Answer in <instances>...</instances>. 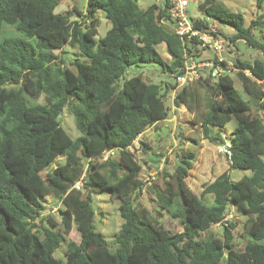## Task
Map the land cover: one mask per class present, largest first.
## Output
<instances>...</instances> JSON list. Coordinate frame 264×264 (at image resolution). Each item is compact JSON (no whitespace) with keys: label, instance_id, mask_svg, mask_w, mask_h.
<instances>
[{"label":"trees","instance_id":"obj_1","mask_svg":"<svg viewBox=\"0 0 264 264\" xmlns=\"http://www.w3.org/2000/svg\"><path fill=\"white\" fill-rule=\"evenodd\" d=\"M61 1L0 0V29L8 26L19 35L0 42V264H264V58L236 59L235 77L224 62L228 72L218 80L200 77L176 89L172 101L188 110L203 139L229 143L230 170L250 175L233 181L223 172L197 195L187 183L195 151L180 148L171 173L160 172L161 187H148L158 206L153 215L138 202L145 185L142 165L129 147L169 118L166 102L176 85L140 76L120 79L140 64H157L171 76L180 73L185 51L193 59L204 53L167 27V9L155 4L86 0L83 11L73 6L56 14ZM262 2L257 0L258 8ZM198 7L206 16L193 20L198 28L206 30L209 20L226 24L233 34L218 31L221 37L264 54V35L254 33L262 32L264 12L245 26L242 13L229 11L220 0H204ZM98 12L110 28L95 40ZM161 44L169 62L156 49ZM65 47L76 48L90 63L74 57L73 69L64 66L55 52ZM41 95L44 104L35 102ZM65 109L80 134L75 139L61 125ZM231 121L235 127L228 131ZM213 129L225 137L211 135ZM191 142L199 145L197 139ZM110 150L115 156L103 160ZM94 193L119 202L123 223L110 242L94 226ZM49 196L57 202V218L46 211ZM230 210L244 217L242 251L233 242L236 220L223 221ZM163 213L182 230L171 233L160 222ZM214 225L221 226L220 236L211 231ZM74 228L78 241L70 238ZM62 244L64 259L55 258Z\"/></svg>","mask_w":264,"mask_h":264},{"label":"rangeland","instance_id":"obj_2","mask_svg":"<svg viewBox=\"0 0 264 264\" xmlns=\"http://www.w3.org/2000/svg\"><path fill=\"white\" fill-rule=\"evenodd\" d=\"M151 1L155 2V0H147V3ZM185 1L187 5V12L192 20L206 19L205 14L202 13L198 7V4L204 0ZM85 2L86 0H62L57 5L54 12L56 14H63L69 11L73 6H76L80 11H83ZM256 2L257 0H220V3H222V5H224L229 11L242 13L245 26L249 25L251 20H254L256 15H261L264 12V0L261 8L257 7ZM147 5L149 4L142 3L141 7L146 8ZM262 22V32H254L256 36L261 38L264 35V19ZM165 25L168 28H171L169 23H166ZM209 25L214 27L217 31L223 33L225 36H231V34H233V29L226 24L209 20ZM109 28L110 24L106 21L103 14L98 12L97 35L95 36V40L102 38ZM17 36H19L18 33L8 26H3L0 29V42L4 38ZM32 43L34 42L32 41ZM156 49L165 61H170V56L168 55L164 44L158 45ZM55 53L64 58V66H68L71 69L73 68L69 65V60L74 57L78 58L81 62L90 63L88 58L81 56L80 54L77 55L78 50L76 48L65 47L63 50L56 51ZM204 56L206 57L210 55L205 53L202 57L204 58ZM222 57L223 61L227 64L229 74L232 77H235L236 70L234 69V64L236 59L251 63L253 60H262L264 58V54L255 49L248 48L242 41L236 42L235 45L228 41L224 47ZM135 76H140L145 82L155 84H175L173 78L167 73H162L161 67L157 64H140L138 67L131 66L127 68L124 75L120 79V83H122L123 80L130 79ZM235 86L238 90L241 89L237 80L235 82ZM35 102L44 104L45 99L43 95H41ZM166 104L170 107L169 118L158 123L154 127L149 128L141 135V137H139V141L143 142V144L146 145V148H143L142 150L139 146L140 143L138 144L136 142L137 148L132 151L135 160L140 162L142 165L141 178L145 184L138 202L143 207L150 210L153 215H155V210H158V206L155 201L154 192L149 190L148 187H161L162 177L160 176V172L162 170H166L167 173H171L172 168L176 165L177 158L175 155L180 152V148L195 151L196 159L193 162V169L190 171L187 183L192 192L197 195L200 194L203 184L210 183L215 177L223 172H228L233 181H237L244 175H250V171L248 170L229 169L228 161L225 155L218 152L217 146L219 145V142L216 139L213 142H210L202 138L200 129L196 126H191L192 115L184 106L175 108L170 100H168ZM60 122L63 129L72 139H75L80 135L75 127L74 118L67 109L63 111L60 117ZM234 127V121H231L227 125L228 131H231ZM218 133L221 137H225L223 132L220 130L213 129L211 131V135ZM181 134L183 135V138H180ZM192 139H197L199 144L197 147L193 146L191 142ZM180 141L183 142V147H180ZM62 160L63 158L57 159L54 166L58 162H62ZM49 171L50 169L47 170V172ZM45 173L43 174L44 176L46 175ZM100 194L94 193L91 197L92 207L95 211L94 226L97 231L104 235L106 241L110 242L113 239L112 234L119 230L123 221L117 210L119 202L116 199L109 198V195L105 193ZM204 201L207 204H211V196L206 195L204 197ZM44 204L46 211L52 210L51 212L53 213V216L57 218V214L55 212L57 202L49 196L44 200ZM229 215L232 220H236V227L233 231L235 249L242 251L245 243L247 242V236L243 230L244 217L240 216L235 210H230ZM159 219L171 233L180 232L182 230L178 221L171 219L166 213H163L162 218ZM211 231L217 236H220L221 226L214 225L211 228ZM70 238L74 241L79 240V233L75 228L71 231ZM64 252L65 245L62 244L60 248L54 252L53 256L58 259H64Z\"/></svg>","mask_w":264,"mask_h":264},{"label":"built area","instance_id":"obj_3","mask_svg":"<svg viewBox=\"0 0 264 264\" xmlns=\"http://www.w3.org/2000/svg\"><path fill=\"white\" fill-rule=\"evenodd\" d=\"M154 4L158 8L167 9L170 21V23H167L171 25L172 31L183 43H190L194 48L201 50L204 54L207 53L210 55L206 57L204 56V58L193 59L189 53L185 51L180 73L171 75L176 85L169 97V100L172 103L176 89L186 86L200 77H206L207 75L210 76L212 81H216L222 74L228 72V70L222 65L224 63L222 54L228 41L221 37L218 34V31L211 25H208L206 30L198 28L187 12L185 0H155ZM136 142L139 144V138L133 141L132 146L129 147L131 153L137 148ZM217 149L219 153H222L225 156L230 154L229 143L227 142L224 144L219 143ZM114 156L115 151L110 150L105 152L102 155V158L103 160H106L107 158H112ZM81 186L82 182L78 181L74 185V188L79 190ZM230 219L231 216L228 213L223 221L225 222Z\"/></svg>","mask_w":264,"mask_h":264},{"label":"crops","instance_id":"obj_4","mask_svg":"<svg viewBox=\"0 0 264 264\" xmlns=\"http://www.w3.org/2000/svg\"><path fill=\"white\" fill-rule=\"evenodd\" d=\"M137 1H138V4H139L140 7H141L142 3L149 4V5L154 4V2H152V1L147 3V0H137ZM149 5H147V6H149Z\"/></svg>","mask_w":264,"mask_h":264},{"label":"water","instance_id":"obj_5","mask_svg":"<svg viewBox=\"0 0 264 264\" xmlns=\"http://www.w3.org/2000/svg\"><path fill=\"white\" fill-rule=\"evenodd\" d=\"M219 143H221V142H219Z\"/></svg>","mask_w":264,"mask_h":264}]
</instances>
